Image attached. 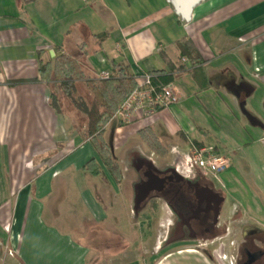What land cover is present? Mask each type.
Segmentation results:
<instances>
[{"label":"crops","instance_id":"1","mask_svg":"<svg viewBox=\"0 0 264 264\" xmlns=\"http://www.w3.org/2000/svg\"><path fill=\"white\" fill-rule=\"evenodd\" d=\"M182 39L204 59L200 71L180 55ZM60 52L77 58L87 78L110 73L114 63L134 76L171 77L178 102L150 119L113 124L121 134L113 148L112 138L106 142L119 179L90 141L67 135L50 103L39 64ZM222 122L246 131L248 140L232 141L222 153L206 141L207 129ZM144 127L159 150L142 148ZM134 136L139 147L130 162L147 159L180 176L189 175L174 166V151L208 145L228 157L225 180L207 177L221 191L228 181L246 190L247 201L230 195L235 231L264 237V0H197L187 21L172 0H0V264H210L202 241L178 237L158 246L173 222L151 196L160 181L140 165L124 169L113 150ZM56 146L64 152L52 151ZM29 147L41 148L18 167ZM231 173L238 180L232 184Z\"/></svg>","mask_w":264,"mask_h":264},{"label":"flooded vegetation","instance_id":"2","mask_svg":"<svg viewBox=\"0 0 264 264\" xmlns=\"http://www.w3.org/2000/svg\"><path fill=\"white\" fill-rule=\"evenodd\" d=\"M135 160L160 181L151 196L163 201L173 219L171 233L159 247L178 237L196 239L205 244L210 264H264V237L245 232L237 235L234 209L222 215L223 193L207 176L199 172L180 176L171 167L157 168L147 159Z\"/></svg>","mask_w":264,"mask_h":264},{"label":"trees","instance_id":"3","mask_svg":"<svg viewBox=\"0 0 264 264\" xmlns=\"http://www.w3.org/2000/svg\"><path fill=\"white\" fill-rule=\"evenodd\" d=\"M28 3L34 0H21ZM103 38L105 34L98 35ZM181 56H184L193 67L194 72L200 71V66L204 59L194 47L190 39H182L176 43ZM40 78L51 88L49 98L50 103L59 112L60 105L55 94V87L61 90L62 94L71 99L74 106L81 110L86 116V139L90 141L102 160L103 164L119 179L118 164L113 160L110 147L102 137L104 125L112 118L113 113L119 104L135 88V76L130 74L127 67L121 63H114L107 78H87L82 68L81 62L65 52L56 54L51 62L39 64ZM197 74V73H194ZM199 74V73H198ZM82 82L89 92L90 100L86 105L83 101L74 99L76 83ZM171 81L167 75H153V84L161 88ZM118 125H122L118 122ZM149 132L150 137H142L144 142L152 149L159 150L157 139L150 127H144L138 131L139 135ZM90 159L87 164L92 163ZM86 164V165H87ZM92 168H96L95 165Z\"/></svg>","mask_w":264,"mask_h":264},{"label":"rangeland","instance_id":"4","mask_svg":"<svg viewBox=\"0 0 264 264\" xmlns=\"http://www.w3.org/2000/svg\"><path fill=\"white\" fill-rule=\"evenodd\" d=\"M50 91H51V88L49 87V92ZM54 91H55V94L57 96V101L60 105L59 113L65 122V129H66L67 135L75 137L79 141L86 139V122H87V120H86L85 114L81 110L76 108L74 106L73 102L71 101V99L65 97L62 94L61 90L58 89V87H55ZM74 99H78L80 101H83L86 105L89 104V100H90L89 92L86 89V87L83 85V83L80 81L76 83V91L74 93ZM133 122H131V123H133ZM131 123H129V124H131ZM113 124L118 125V122L114 119L113 120L110 119L104 125L103 132H102V137L104 138L105 141L112 138V139H110V141L113 140V142L110 143L111 148H113L115 136L116 135L119 136V134H121L120 132H118L117 134L114 133ZM125 125H128V124H124V126ZM220 125H221L220 129H217V128L216 129L215 128L207 129L208 135H207L206 141L218 144L219 147H221L222 153H225L227 150H230V148H233L235 146L234 143L238 142V140H240L241 142L248 140L246 131L241 130V129H237V127L232 125V124H230L231 129H226L223 122ZM144 133H145L144 135H142V134L139 135L140 138L146 137L148 139L150 137L151 133H149V132H144ZM152 133H153V131H152ZM230 136H231V138H229ZM137 139L138 138H136L135 136L132 138H129V140L127 141V144L124 147H122L119 150L113 149L114 154L117 151L118 155L121 156V159L123 161H125L124 169H129V170L134 169V168L138 167V165H139L137 162H134V163L130 162L128 160L129 156H127L129 154L130 150L137 149L139 147V142ZM232 141H234V143ZM17 148H19V147H17ZM37 148H41V147H29V151L26 152L27 154H25V157H23V158L20 157V160H18L16 162L17 166L20 167L21 165H23V164L25 165L26 163H28L30 158H33L32 156L36 155ZM63 148H64L63 146H56V148H52V151H54L55 153L62 154L64 152ZM142 148L149 150V146H144ZM147 153H149V152H147ZM161 154H163V153H161ZM111 155H112V153H111ZM167 158H168V156H167ZM42 159H44V158H42ZM39 163L42 164V160ZM34 164H35V161L33 162V165ZM32 168H35V167H32ZM221 173H222V171H221ZM221 173L219 172L217 175L219 180H215L214 178L211 177L213 182L216 183L217 185L220 182L221 178L225 180V177H223V174H221ZM229 180H230L231 184L233 183V181H238L236 179L235 175H233L232 173L230 175ZM227 185H228L227 188L222 189L223 196H224V202L221 206L223 216L226 215L228 213L229 209L231 208V204H232L231 203L232 202L231 196L237 197V198L240 197V199L243 201H247L249 198V195L245 189L235 188L232 185L229 186V181H228ZM236 189H238V190H236Z\"/></svg>","mask_w":264,"mask_h":264},{"label":"built area","instance_id":"5","mask_svg":"<svg viewBox=\"0 0 264 264\" xmlns=\"http://www.w3.org/2000/svg\"><path fill=\"white\" fill-rule=\"evenodd\" d=\"M108 76L107 71L98 73V78ZM152 76V73L146 72L135 75V88L119 104L111 120L114 119L122 125L135 120H147L153 117L159 109L168 108L178 102V93L170 85L156 87L152 82ZM174 155H176L174 166L182 167L181 169L189 176L197 171L202 175L215 177L229 164L228 157L217 153L214 147L208 145H191L185 154L181 155L174 151ZM177 155L182 159H178Z\"/></svg>","mask_w":264,"mask_h":264},{"label":"water","instance_id":"6","mask_svg":"<svg viewBox=\"0 0 264 264\" xmlns=\"http://www.w3.org/2000/svg\"><path fill=\"white\" fill-rule=\"evenodd\" d=\"M197 0H172L175 12L185 21L189 19L192 6ZM52 54V51H50Z\"/></svg>","mask_w":264,"mask_h":264}]
</instances>
